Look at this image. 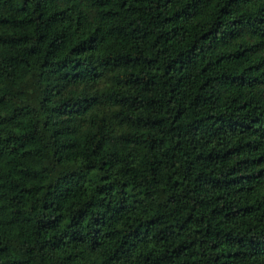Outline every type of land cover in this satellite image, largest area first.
Here are the masks:
<instances>
[{
  "label": "trees",
  "instance_id": "16d2710c",
  "mask_svg": "<svg viewBox=\"0 0 264 264\" xmlns=\"http://www.w3.org/2000/svg\"><path fill=\"white\" fill-rule=\"evenodd\" d=\"M0 264H264V0H0Z\"/></svg>",
  "mask_w": 264,
  "mask_h": 264
}]
</instances>
